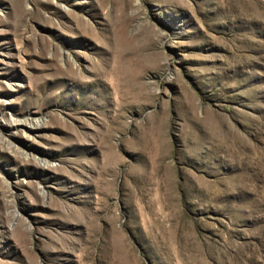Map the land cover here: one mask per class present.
<instances>
[{"label":"rangeland","instance_id":"obj_1","mask_svg":"<svg viewBox=\"0 0 264 264\" xmlns=\"http://www.w3.org/2000/svg\"><path fill=\"white\" fill-rule=\"evenodd\" d=\"M0 54V264H264V0H0Z\"/></svg>","mask_w":264,"mask_h":264},{"label":"bare ground","instance_id":"obj_2","mask_svg":"<svg viewBox=\"0 0 264 264\" xmlns=\"http://www.w3.org/2000/svg\"><path fill=\"white\" fill-rule=\"evenodd\" d=\"M1 55V54H0ZM14 123V122H13ZM19 124H21L20 122L19 123H16L15 125H19ZM28 127V126H27ZM30 127H32V126H30ZM31 129V128H30ZM32 129H34V128H32Z\"/></svg>","mask_w":264,"mask_h":264}]
</instances>
